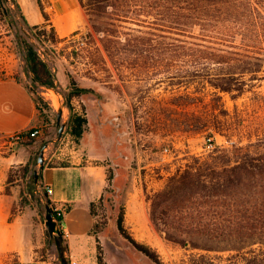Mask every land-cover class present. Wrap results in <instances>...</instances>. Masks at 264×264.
Returning <instances> with one entry per match:
<instances>
[{
	"label": "rangeland",
	"instance_id": "1",
	"mask_svg": "<svg viewBox=\"0 0 264 264\" xmlns=\"http://www.w3.org/2000/svg\"><path fill=\"white\" fill-rule=\"evenodd\" d=\"M78 1L87 14V27L59 38L49 23L30 25L13 0H0V78H17L42 98L37 136L0 137V151L13 152L14 145H22L29 155L23 164L12 163L6 191L15 198L13 208L22 209L32 221L37 243L42 231L39 254L51 264H61L54 237L45 225L49 203L36 191L39 152L44 148L49 164H71L85 161L76 150H87L85 158L104 168L108 179L102 198L92 205L97 241L90 264H229L228 257L236 255V250L210 249V186L182 189L176 201L181 210L173 214L179 227H167L171 238L161 223L163 215L159 213L156 224L151 211L153 202L160 200L156 194L170 178L190 170L197 159L210 160L216 147H230L233 141L245 144L264 138V77L247 78V90L238 96L217 91L205 78L178 71L202 64L165 58L163 30L142 21L153 20V15L142 11L120 17L114 6L122 0H102L93 5L97 13L91 21L86 9L90 0ZM25 43L47 63L53 86L33 80ZM60 107V124L65 127L59 136ZM71 110L86 118L87 148L68 132ZM40 196L43 201H38ZM119 216L123 232L117 226ZM234 260L242 262L240 256Z\"/></svg>",
	"mask_w": 264,
	"mask_h": 264
},
{
	"label": "trees",
	"instance_id": "2",
	"mask_svg": "<svg viewBox=\"0 0 264 264\" xmlns=\"http://www.w3.org/2000/svg\"><path fill=\"white\" fill-rule=\"evenodd\" d=\"M38 1L41 4V0ZM98 1L102 0H90V7H86L91 21L97 13L93 5ZM159 1L158 4L157 0H144L138 4L133 0H122L114 7L120 11L116 13L120 17L142 11L153 15V20H138L148 22L153 28L161 27L167 40V60L202 64L178 71L205 78L217 91L233 93V96L247 90V78L264 77V0ZM25 52L33 80L53 86L51 71L37 50L25 43ZM217 91L214 93L220 98ZM32 94L38 108L42 109V98ZM66 103L71 109L70 97ZM85 123L83 115L71 110L68 132L79 143L85 141ZM199 161L197 159L198 164L191 165L190 170L172 176L165 188L156 194L160 200L153 202L152 219L159 224L158 215L162 214L161 223L171 238L167 227H179L173 217L181 210L176 204L179 193L184 188L194 186L207 190L210 186V249L236 250V255L228 257L229 264H236L234 258L237 256L242 258L238 264H264V138L245 144L233 141L227 148L216 147L210 160ZM46 200L50 204V200ZM162 203L164 206L159 211ZM56 218L59 223L63 216ZM194 224L191 223L196 227ZM117 226L124 231L122 216H119ZM175 239L182 243L186 241L185 238ZM189 241L199 245L192 239ZM137 245L149 255L146 248Z\"/></svg>",
	"mask_w": 264,
	"mask_h": 264
},
{
	"label": "crops",
	"instance_id": "3",
	"mask_svg": "<svg viewBox=\"0 0 264 264\" xmlns=\"http://www.w3.org/2000/svg\"><path fill=\"white\" fill-rule=\"evenodd\" d=\"M13 1L28 24L49 23L59 38L77 34L88 24L87 14L78 0H41V4L38 0ZM39 114L40 109L32 91L23 81L12 76L0 78V137L12 136L33 128ZM84 144L87 148V141ZM13 147V152L7 149L0 151V264H51L50 260L39 254L42 231L37 243L31 233L32 221L24 216L22 209L13 208L15 198L6 191L12 163L23 164L26 162L25 158L29 157L22 145ZM76 155L85 161L64 165L49 164L44 153L36 191L42 192L50 200V204L63 208L59 227L66 255L82 264H90L97 241L92 232L94 216L91 205L102 198L108 179L104 168L93 165L85 158L89 151L76 150ZM46 186L51 187V194H47ZM38 201H43V197L40 196Z\"/></svg>",
	"mask_w": 264,
	"mask_h": 264
},
{
	"label": "water",
	"instance_id": "4",
	"mask_svg": "<svg viewBox=\"0 0 264 264\" xmlns=\"http://www.w3.org/2000/svg\"><path fill=\"white\" fill-rule=\"evenodd\" d=\"M62 113H63V109L62 107H60L57 112L58 124H60ZM64 127H65V123L60 124L59 134H58L59 136L62 134ZM38 163L40 164V166H42L44 163V148H42L39 152ZM34 178H35V182H37L38 172L36 170L34 171ZM45 207H46L45 225L47 227L49 234H51L54 237L55 245L57 247L58 256L61 260V264H69V258L65 253L66 247L64 245L63 234L60 230L59 223L54 218V214L51 206L49 204H46Z\"/></svg>",
	"mask_w": 264,
	"mask_h": 264
},
{
	"label": "built area",
	"instance_id": "5",
	"mask_svg": "<svg viewBox=\"0 0 264 264\" xmlns=\"http://www.w3.org/2000/svg\"><path fill=\"white\" fill-rule=\"evenodd\" d=\"M79 43L83 44L84 43L83 39H80ZM49 93H50V89L48 88V89H46V91L43 92V95H45V97H48ZM39 132H40L39 128L34 126L31 129L25 130L23 132H20V133H17V134H14L12 136H8V137H12V138H15V139H22L25 135H28L29 137L37 136ZM46 192H47V194H51L52 193V189H51L50 186H46ZM50 206L52 208L53 214L54 213L56 214V215L54 214V218L57 220L56 216L62 215L63 208L58 206V205H56V204H51ZM69 264H82V263L79 260H77V259L70 258L69 259Z\"/></svg>",
	"mask_w": 264,
	"mask_h": 264
},
{
	"label": "bare ground",
	"instance_id": "6",
	"mask_svg": "<svg viewBox=\"0 0 264 264\" xmlns=\"http://www.w3.org/2000/svg\"><path fill=\"white\" fill-rule=\"evenodd\" d=\"M51 99L53 100V102L55 103V105L58 104L57 103V98L54 97V98H51Z\"/></svg>",
	"mask_w": 264,
	"mask_h": 264
}]
</instances>
